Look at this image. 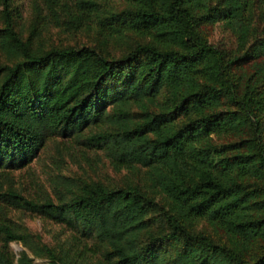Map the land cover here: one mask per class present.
Masks as SVG:
<instances>
[{
  "label": "trees",
  "instance_id": "1",
  "mask_svg": "<svg viewBox=\"0 0 264 264\" xmlns=\"http://www.w3.org/2000/svg\"><path fill=\"white\" fill-rule=\"evenodd\" d=\"M44 1L51 10L60 2ZM101 1L110 0L60 5L76 25ZM122 1L100 18L110 20L104 35L134 38L114 56L36 47L0 0V48L12 61L0 64V168L27 163L53 133L103 147L115 169L144 168L141 183L58 186V201L1 190L0 179V201L72 230L53 247L0 219V264H91L96 255L99 264H264V0ZM215 22L233 33L236 53L203 33ZM13 240L32 257L24 249L16 258Z\"/></svg>",
  "mask_w": 264,
  "mask_h": 264
},
{
  "label": "rangeland",
  "instance_id": "2",
  "mask_svg": "<svg viewBox=\"0 0 264 264\" xmlns=\"http://www.w3.org/2000/svg\"><path fill=\"white\" fill-rule=\"evenodd\" d=\"M66 1L71 4L72 11L77 10V7L72 5L73 0ZM108 2L101 1L96 11L83 9L82 21L76 25L64 14V7L60 5L62 0L56 6V10L48 8L44 0H10V7L16 31L23 39L30 38L36 47L88 45L118 56L134 38L128 34L123 40L102 33L110 31V20L100 18L107 14L110 7L112 10L123 7L122 0ZM1 26L3 22L0 17ZM201 28L210 42L223 47L228 53L237 52L235 36L221 22L202 25ZM11 62L0 48V64ZM137 113V109L134 108V114ZM94 129L95 127H92V130ZM89 130L90 127L86 128L84 133H88ZM218 141L223 139L219 138ZM0 170L4 171L0 175L1 190L13 187L32 200L49 196L52 200L58 201L60 195L58 186L65 190L62 186L71 184L72 188L77 182L101 181L110 186L123 185L127 181L141 183L140 176L143 175L144 168L140 167L137 171L127 168L115 169L103 147L91 145L82 136L53 133L45 137L44 144L30 161L19 166L2 167ZM148 217L149 225L156 228L159 219L156 218L155 212H151ZM0 219L37 234L42 242L53 247H58L61 243L67 245L71 240L72 230L64 223L3 200L0 201ZM197 227L212 233L211 227L206 223H201ZM212 234L217 238L215 233ZM9 249L16 258L24 249L31 256L28 249L19 241H10ZM33 261L35 264H51L46 257H34ZM91 264H99L98 255L91 259Z\"/></svg>",
  "mask_w": 264,
  "mask_h": 264
}]
</instances>
